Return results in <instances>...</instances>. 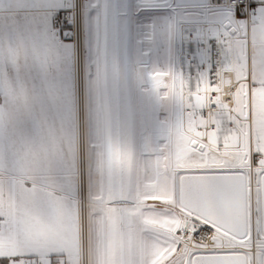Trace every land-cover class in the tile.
<instances>
[{
  "label": "crops",
  "instance_id": "crops-1",
  "mask_svg": "<svg viewBox=\"0 0 264 264\" xmlns=\"http://www.w3.org/2000/svg\"><path fill=\"white\" fill-rule=\"evenodd\" d=\"M206 2L189 0L186 8L197 12ZM69 5L70 0H0V216L7 220L0 234V264L6 259L8 264H20L26 256L66 263L75 260L73 49L53 24L59 10ZM105 24L106 42L108 19ZM109 90L106 82V109L101 106V92L93 107L97 117L90 130L95 126L99 134L86 131L88 180L95 199L115 203L116 121L108 105ZM86 104L88 120V99ZM250 111L251 140L256 146L258 138H264V122L257 120L254 103ZM122 164L125 201L131 202L130 176ZM126 213L124 230L129 233L128 261L132 264L133 215L129 209ZM90 223L91 264H119L118 207L91 206ZM141 248L138 241L137 262ZM128 261L125 254V264Z\"/></svg>",
  "mask_w": 264,
  "mask_h": 264
},
{
  "label": "rangeland",
  "instance_id": "rangeland-1",
  "mask_svg": "<svg viewBox=\"0 0 264 264\" xmlns=\"http://www.w3.org/2000/svg\"><path fill=\"white\" fill-rule=\"evenodd\" d=\"M187 1L189 0H119V11L123 14L120 19L121 75L124 93V113L121 115L122 163L127 166L125 172L128 171L130 176L129 200L134 202L138 198L141 199V201L138 199L139 203L131 208L133 215L131 235L134 244L132 264H143L142 260L148 261V264H176L178 258L174 254V246L168 243V237L171 235L169 232L173 225L175 226L172 209L179 207L178 179L185 172L188 160L196 147L191 148V140L179 131V103L176 91L179 72L176 58L179 24L198 22L204 18L206 22L233 19L231 12L188 10ZM109 7L110 0H81L85 116L87 99L91 103L88 107V120L86 119L88 133L99 134V129L95 126L90 130L97 117L96 109L93 107L96 104V96L99 97L101 92L104 100L101 106L106 109L107 78L108 89L110 87L112 58L109 43L111 32ZM205 13L207 15L202 18L201 15L204 16ZM107 19L109 36L105 42ZM59 29L63 31V40L72 47L64 38L66 27ZM72 73H75V70ZM108 94V105L112 109L110 90ZM240 108L241 105L236 103V114L241 120L239 124L243 125L241 131L246 137L245 150L251 154L256 150L250 133L253 117L251 111L242 113ZM112 111L114 112L113 109ZM110 116L113 118L112 113ZM247 120L248 124L245 123ZM124 183L126 199L127 184L126 181ZM127 220L125 210V223ZM124 235L128 261L130 255L127 230H124ZM138 241H141L142 256L137 262L135 255ZM99 258L101 259L100 255ZM126 264H130V261Z\"/></svg>",
  "mask_w": 264,
  "mask_h": 264
},
{
  "label": "snow or ice",
  "instance_id": "snow-or-ice-1",
  "mask_svg": "<svg viewBox=\"0 0 264 264\" xmlns=\"http://www.w3.org/2000/svg\"><path fill=\"white\" fill-rule=\"evenodd\" d=\"M223 39L231 56L224 71L241 82L240 111L254 103L264 122V9L251 22L250 40L248 24L230 26ZM224 115L216 119L220 130L232 121ZM209 140L193 150L182 173L179 202L188 215L168 237L180 252L176 264H264V138L251 154L234 136Z\"/></svg>",
  "mask_w": 264,
  "mask_h": 264
},
{
  "label": "built area",
  "instance_id": "built-area-1",
  "mask_svg": "<svg viewBox=\"0 0 264 264\" xmlns=\"http://www.w3.org/2000/svg\"><path fill=\"white\" fill-rule=\"evenodd\" d=\"M264 5V0H207L202 8L204 11H230L233 19H220L223 26L248 24L250 31L251 22L256 20L260 12L259 7ZM243 6V7H241ZM59 18V23H57ZM219 22V23H220ZM53 23L59 27H66L65 40L72 44L73 49V108L75 124V205H76V228H77V249L73 263L58 262L56 260H44L39 257H22L20 264H91L90 261V206L96 205L95 198L89 188L88 180V153H87V133L86 116L84 111V40H83V20L81 12V0H70V5L59 11L53 19ZM227 24V25H226ZM225 35L211 38L189 34L186 37L179 36L177 40L176 56L178 66H181L179 55L185 51L188 63L183 66L188 77L187 88L192 93L198 89H204L206 94L204 115L210 117L220 110L223 101L232 102L236 107V95L239 92L241 82L237 81L233 74V85L229 95H225L221 90L222 61L221 52L226 46L223 39ZM177 66V65H176ZM204 80H207L206 84ZM249 87H251L249 85ZM238 118V117H237ZM241 120L238 118L237 123ZM246 124L249 123L245 122ZM238 127L243 129V125L238 123ZM106 207H112V202L105 203ZM175 217V224L188 215L186 210L178 207L172 209ZM7 220L0 216V234L3 232ZM172 234V232H171ZM175 254L180 255L177 247L174 246Z\"/></svg>",
  "mask_w": 264,
  "mask_h": 264
},
{
  "label": "bare ground",
  "instance_id": "bare-ground-1",
  "mask_svg": "<svg viewBox=\"0 0 264 264\" xmlns=\"http://www.w3.org/2000/svg\"><path fill=\"white\" fill-rule=\"evenodd\" d=\"M61 11V10H60ZM126 18V17H125ZM223 23L219 22H206V23H181L178 28V37H186L189 34L197 36H205L216 38L220 34H227V26H223ZM64 27V26H63ZM61 30V29H60ZM63 32V31H62ZM66 32V31H65ZM177 37V38H178ZM178 40V39H177ZM177 58V56H176ZM179 60L181 66H185L188 63V60L185 56V51L182 50L179 55ZM221 61H222V80H221V90L225 95L232 97L230 93L231 86L233 83V74L232 72H225L224 69L231 63V56L226 48L221 52ZM178 63V58H177ZM179 67L177 82V101H178V115H179V131L183 135L189 138L191 143V148H199L202 144H207L210 142L209 138L213 135H219L221 138H231L236 137L243 149H246V137L241 131V128L238 127L237 123V114L236 107L232 102L223 101L220 106V110L212 114L210 117H205L204 108L206 101V94L204 89H198L192 93L187 88L188 86V77L184 68ZM227 113L228 116H231L232 121L226 122L223 125V130L218 129L216 125V119L218 116L223 117L227 120V116L224 114ZM194 145V146H193ZM96 204H103L102 199H95ZM106 203V202H105ZM134 206L133 203H131ZM130 205L129 209L132 207Z\"/></svg>",
  "mask_w": 264,
  "mask_h": 264
},
{
  "label": "water",
  "instance_id": "water-1",
  "mask_svg": "<svg viewBox=\"0 0 264 264\" xmlns=\"http://www.w3.org/2000/svg\"><path fill=\"white\" fill-rule=\"evenodd\" d=\"M110 9V7H109ZM119 0H112L113 16V45H114V100H115V121H116V150H117V200L114 203L118 207V250L119 264H125V235H124V211L127 210V202L124 198L123 188V164H122V144H121V41H120V17ZM182 175L178 179V205L179 192L183 182ZM184 209V208H183ZM185 210V209H184Z\"/></svg>",
  "mask_w": 264,
  "mask_h": 264
},
{
  "label": "trees",
  "instance_id": "trees-1",
  "mask_svg": "<svg viewBox=\"0 0 264 264\" xmlns=\"http://www.w3.org/2000/svg\"><path fill=\"white\" fill-rule=\"evenodd\" d=\"M109 14H110V28H111V32H110V40H109V43H110V50H111V66H110V69H111V74H109V77H110V91H111V100H112V106H113V110H114V114H115V100H114V45H113V16H112V0H110V9H109ZM205 15H207V13L202 16V18L205 17ZM123 14H121V17L120 19L122 18ZM206 19L204 18V20H201V21H205ZM122 39V36H121V33H120V41ZM121 43V42H120ZM121 65H122V49H121ZM122 76V75H121ZM122 79V77H121ZM107 83H108V78H107ZM123 85H122V82H121V107L124 108V98H123ZM122 112H121V115L122 113H124V110L121 109ZM122 124V122H121Z\"/></svg>",
  "mask_w": 264,
  "mask_h": 264
}]
</instances>
